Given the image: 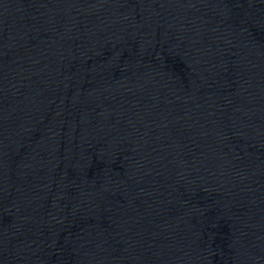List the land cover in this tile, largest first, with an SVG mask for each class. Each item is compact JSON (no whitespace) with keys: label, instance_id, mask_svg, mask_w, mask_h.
Segmentation results:
<instances>
[{"label":"water","instance_id":"water-1","mask_svg":"<svg viewBox=\"0 0 264 264\" xmlns=\"http://www.w3.org/2000/svg\"><path fill=\"white\" fill-rule=\"evenodd\" d=\"M0 264H264V0H0Z\"/></svg>","mask_w":264,"mask_h":264}]
</instances>
